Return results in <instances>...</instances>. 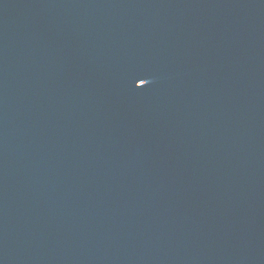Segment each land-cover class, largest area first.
<instances>
[{
    "label": "water",
    "instance_id": "obj_1",
    "mask_svg": "<svg viewBox=\"0 0 264 264\" xmlns=\"http://www.w3.org/2000/svg\"><path fill=\"white\" fill-rule=\"evenodd\" d=\"M0 264H264V0H0Z\"/></svg>",
    "mask_w": 264,
    "mask_h": 264
}]
</instances>
